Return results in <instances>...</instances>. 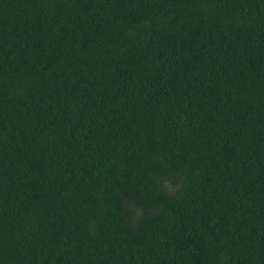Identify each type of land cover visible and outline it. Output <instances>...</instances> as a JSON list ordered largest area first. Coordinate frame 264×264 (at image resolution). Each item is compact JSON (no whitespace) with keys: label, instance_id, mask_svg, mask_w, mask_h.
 <instances>
[{"label":"trees","instance_id":"trees-1","mask_svg":"<svg viewBox=\"0 0 264 264\" xmlns=\"http://www.w3.org/2000/svg\"><path fill=\"white\" fill-rule=\"evenodd\" d=\"M0 264H264V0H0Z\"/></svg>","mask_w":264,"mask_h":264}]
</instances>
